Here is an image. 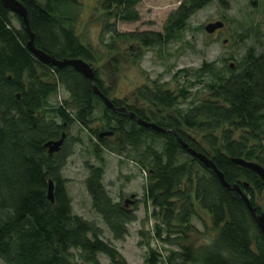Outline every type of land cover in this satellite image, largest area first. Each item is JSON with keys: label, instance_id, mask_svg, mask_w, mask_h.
Returning a JSON list of instances; mask_svg holds the SVG:
<instances>
[{"label": "trees", "instance_id": "16d2710c", "mask_svg": "<svg viewBox=\"0 0 264 264\" xmlns=\"http://www.w3.org/2000/svg\"><path fill=\"white\" fill-rule=\"evenodd\" d=\"M20 1L28 10L36 47L58 60L79 58L91 65L94 48L77 32L81 0ZM98 1L103 11L101 39L110 34L107 45L111 51L118 49L116 40L137 43L133 55L141 59L143 47L170 41L194 14L217 0H182L168 18L166 34L118 30L119 21L140 19L137 6L141 0ZM14 18L20 26L15 25ZM29 40L23 19L0 0V259L8 264H72L78 252L88 264H102L100 254L107 255L113 264H128L116 246L104 238L97 222L73 211L69 180L63 171L72 154L66 142L76 122L96 137L93 149L101 164H85V183L93 209L114 239L128 236L129 225L137 216L125 200L114 201L107 190L103 151L126 153L148 174L145 202L152 213L147 216L158 222L154 234L141 231L149 247L147 263L264 264V236L237 191L225 187L174 133L141 126L127 111L109 107L92 82L72 66L58 68L43 63L28 48ZM234 66H229L228 74H217V82L206 96L178 109L177 115H170L167 121H155L122 99L111 100L145 120L175 129L190 147L210 157L229 183H238L258 213L264 214L257 202V195L264 191V180L233 161L243 158L264 166V49L257 52L251 48ZM205 67L214 68L208 63ZM95 84L109 97L100 79L95 78ZM188 88H180L182 99L190 98ZM60 89L68 93V98L51 104ZM139 95L157 107L174 108L178 104L173 91L158 85L145 87ZM98 118L105 131H113L112 135L101 137L104 131L92 128ZM191 130L201 135L200 141ZM64 133L66 140L60 150L49 153L45 144L59 140ZM50 180L54 182V202L48 198ZM133 200L135 204L136 197ZM196 203L211 215L213 224L211 240L198 246L192 222L198 215ZM152 237L174 248L167 249L165 255L151 247Z\"/></svg>", "mask_w": 264, "mask_h": 264}, {"label": "rangeland", "instance_id": "374dc122", "mask_svg": "<svg viewBox=\"0 0 264 264\" xmlns=\"http://www.w3.org/2000/svg\"><path fill=\"white\" fill-rule=\"evenodd\" d=\"M181 1L141 0L137 6L140 19L133 22L119 21L117 28L120 32L156 31L166 34L168 18L180 6ZM81 3L77 32L85 44H91L94 48L95 57L91 67L96 73V78L109 90L110 99H122L126 104L144 110L158 122L161 119L167 121L166 118L170 115H177L178 109L187 108L192 102H197V98L206 96L210 86L216 84L217 74H228L230 64H240L251 48L257 52L264 49V0L214 1L194 14L185 28L175 32L170 41L151 48L143 47L141 59L133 55L132 48L137 43L128 40H116L118 49L111 51L107 45L110 42V34H105L104 39H101L103 11L99 8V1L81 0ZM218 21H223L225 26L212 34L208 33L206 26ZM14 23L20 26L15 18ZM206 63L212 64L214 68L205 67ZM156 85L173 91L178 101L176 107H157L140 99L139 94L145 87L154 88ZM183 87H190L188 89L192 94L189 99L180 97L179 90ZM65 98H68V93L60 89L59 94L52 97L51 104H58ZM95 117H99V114ZM91 125L99 133L107 130L103 128L99 118ZM191 132L198 141L201 140V135L195 130ZM95 142L96 137L89 129L82 128L76 122L73 124L69 140L66 142V147L72 154L63 171L69 180L68 191L72 198L73 211L97 222L103 228L104 238L116 246L128 264H149L146 262L149 257L147 237L142 236L141 231L154 234L153 229L158 220L147 216L152 213V207L145 202L148 174L126 153L120 155L103 151L104 183L113 200L122 202L130 199L131 194H136V203H130L128 206L135 210L137 220L130 223L128 236L122 240L114 239L103 219L93 209L85 183L88 176L85 164H101L93 149ZM201 145L209 148L206 143ZM257 202L264 209V191L257 195ZM196 206L198 215L192 222L197 229L193 238L198 246L211 240L213 224L211 215L200 208L198 203ZM150 243L151 247L165 255L167 249L174 248L155 237L150 239ZM75 253L76 258L72 264H88L78 257V252ZM100 259L102 264H113L105 254H100ZM0 264L8 263L0 259ZM159 264L165 263L160 261Z\"/></svg>", "mask_w": 264, "mask_h": 264}, {"label": "water", "instance_id": "95a60500", "mask_svg": "<svg viewBox=\"0 0 264 264\" xmlns=\"http://www.w3.org/2000/svg\"><path fill=\"white\" fill-rule=\"evenodd\" d=\"M2 4L9 10H11L12 12L18 14L24 21L27 30L29 32L30 35V40L28 42V48L30 49V51H32L38 58H40V60L43 63L46 64H52L58 68H64L66 66H72L76 71L80 72L81 74H83L86 78H88L94 87L95 92L100 95L103 100L105 101V103L111 107V108H115L119 111H127V113L129 114V116L131 118H134L137 123L141 126L144 127H151L152 129L159 131V132H172L174 133L179 142L181 143V145L186 148L194 157H196L197 159H199L206 167H209L210 169H212L216 175L219 177L220 181L222 182V184L227 187L228 189L231 190H235L237 191L241 197L243 198V200L245 201V203L247 204L250 212L252 213L255 221L257 222L258 226L260 227L262 234L264 236V214L263 213H258L257 208L253 206L250 197L243 191V189L241 188V186L238 183H229L226 178L224 173L217 167V165L215 164V162L208 157L205 153L199 152L197 150H195L194 148L190 147V145L188 143H186L182 137H180V135L176 132L175 129L172 128H168V127H163L158 125L155 122H151L148 120H145L141 117H139L135 112L129 111L127 110L126 107H117L115 106V104L113 103V101L106 95L103 94V92L98 88V86L95 84V78H96V73L94 71V69L91 67V65L86 62L83 59H65V60H58L54 57H52L51 55H49L48 53L44 52L43 50L39 49L38 47H36L35 44V34L32 31L31 27H30V23H29V15H28V10L26 8V6L20 1V0H1ZM225 26V23L223 21H218L215 23H210L206 26V31L210 34L214 33L216 30L221 29ZM232 68H234V64L231 63L230 65ZM113 131H104L102 133H100V136L103 137L105 135H112ZM66 134L64 133L62 135V137L59 140H50L48 141L45 145L48 148L49 153H54L60 150L61 146L64 143ZM233 161L236 162L237 164H240L246 168H249L251 170H253L254 172H256L263 180H264V166L255 162V161H248L246 159L243 158H233ZM246 186H248V184H245ZM135 195H132V198L128 199L126 201V205L128 206L130 203H134L135 201L133 200V197ZM48 198L54 202L55 201V197H54V182L52 180L49 181V186H48Z\"/></svg>", "mask_w": 264, "mask_h": 264}, {"label": "flooded vegetation", "instance_id": "af4514ba", "mask_svg": "<svg viewBox=\"0 0 264 264\" xmlns=\"http://www.w3.org/2000/svg\"><path fill=\"white\" fill-rule=\"evenodd\" d=\"M138 109V108H137ZM151 122H154V121H151ZM66 140V139H65ZM66 142V141H65ZM132 195H134V194H131V197H132ZM134 197H136V196H134ZM128 199H125V202L127 201ZM131 204H133V203H131Z\"/></svg>", "mask_w": 264, "mask_h": 264}]
</instances>
